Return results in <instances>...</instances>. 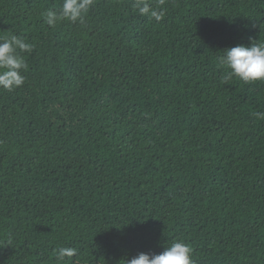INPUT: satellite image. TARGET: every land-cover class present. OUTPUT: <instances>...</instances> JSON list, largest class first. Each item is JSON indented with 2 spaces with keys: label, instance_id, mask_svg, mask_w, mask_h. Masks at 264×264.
I'll return each instance as SVG.
<instances>
[{
  "label": "trees",
  "instance_id": "16d2710c",
  "mask_svg": "<svg viewBox=\"0 0 264 264\" xmlns=\"http://www.w3.org/2000/svg\"><path fill=\"white\" fill-rule=\"evenodd\" d=\"M0 0L34 44L0 89V264H126L184 240L195 264H264V81L222 82L226 48L264 41V0ZM156 0H153L155 6Z\"/></svg>",
  "mask_w": 264,
  "mask_h": 264
},
{
  "label": "clouds",
  "instance_id": "9594fccd",
  "mask_svg": "<svg viewBox=\"0 0 264 264\" xmlns=\"http://www.w3.org/2000/svg\"><path fill=\"white\" fill-rule=\"evenodd\" d=\"M94 4L95 0H63L59 9H48L44 18L50 27H55L62 21L83 24ZM163 4L164 0H156L155 6L153 0H134L133 10L141 16L160 21L165 16ZM33 48L34 44L18 35L0 36V89L13 91L25 83L23 71L28 65L22 53H30ZM219 61L230 70L221 78L222 82H227L233 77L246 83L264 81V41L253 40L250 45L240 44L226 48ZM253 115L259 120H264V112H255ZM76 251L72 247L57 249L55 257L58 264L66 257H73ZM126 264H195V261L191 246L181 239L168 245L159 254L141 252L131 259H126Z\"/></svg>",
  "mask_w": 264,
  "mask_h": 264
}]
</instances>
